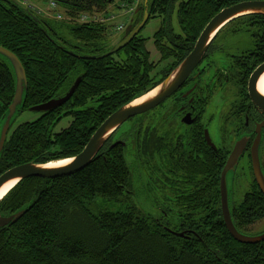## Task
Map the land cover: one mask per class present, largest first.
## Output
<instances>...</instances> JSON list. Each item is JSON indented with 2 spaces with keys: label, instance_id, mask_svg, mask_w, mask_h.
<instances>
[{
  "label": "trees",
  "instance_id": "obj_1",
  "mask_svg": "<svg viewBox=\"0 0 264 264\" xmlns=\"http://www.w3.org/2000/svg\"><path fill=\"white\" fill-rule=\"evenodd\" d=\"M115 1L57 0L71 22L52 24L34 14L36 20L15 0H0V47L19 58L28 79L19 114L65 96L81 78L64 107L19 125L9 135L0 154V175L27 163L78 156L111 115L158 85L152 81L157 64L151 61L142 35L117 54L101 58L128 37L127 31L111 45L113 27L77 22L82 15L95 12L112 19L108 10ZM118 1L125 9L136 0ZM242 1L248 0H151L150 19L161 20L154 35L160 63H169L170 72L177 69L216 15ZM144 11L141 7L130 26L141 23ZM175 19L179 32L173 27ZM238 20L239 24L231 23L218 33L209 51L228 30L236 34L253 28L256 45L249 58L262 64L264 15ZM62 30L77 43L72 51L60 44ZM88 56L95 59L86 60ZM255 67L244 63L243 69L250 73ZM15 92L14 70L0 56V128ZM173 109L157 118V123L152 113L139 117L122 139L126 145L112 147L109 140L81 172L57 179L23 180L0 203L3 216L26 210L17 223L0 229V264H264V242L241 244L225 225L220 182L226 159L211 150L196 129L177 133L176 121L170 119ZM64 113L73 122L54 134V125ZM189 140L194 146H186ZM128 145L134 151L133 168L142 174L141 181L146 179V189L161 182L163 191L175 199L180 209L175 228L144 214L134 202L132 172L125 155ZM231 210L241 233L264 219V196L254 180L243 202Z\"/></svg>",
  "mask_w": 264,
  "mask_h": 264
},
{
  "label": "water",
  "instance_id": "obj_2",
  "mask_svg": "<svg viewBox=\"0 0 264 264\" xmlns=\"http://www.w3.org/2000/svg\"><path fill=\"white\" fill-rule=\"evenodd\" d=\"M17 5L23 10L27 11L26 7H24L20 3H17ZM253 14L264 15V1L244 2L236 6L227 8L217 14L216 17L204 29L192 53H190V55L184 60V62L174 71V74L169 79H167L163 84L155 88L159 91L158 93H156V95H154V97L149 100H146L141 104L133 105V103L137 101L136 100L133 103L122 107L118 111H116L96 131V133L93 135L83 152L80 153L78 156L70 159L71 162L69 164L57 168H46L45 165L47 164L37 163H27L24 165L17 166L6 171L0 176V190L5 184L14 180H17L18 186L23 180L26 179L34 177L42 179H57L61 177L72 176L87 168L99 155L100 151L105 146V144L116 134V132L120 129L122 125L137 116L144 115L156 109L158 106H160L165 101L174 96V94H176L185 85L188 78L193 74V72L198 68L199 64L204 59L206 52L208 51V48L215 36L227 24L238 18ZM35 19L37 20L36 17ZM148 20L149 12L147 10L143 22L134 30L130 26L127 29L128 37L118 43L111 51H109V53L102 56L101 58L111 56L127 47L129 43L134 39V37H136L145 28ZM0 56H2L11 63L16 76L15 97L12 105L10 106L4 129L0 137L1 153L7 140L10 124L19 113V109L23 106L24 95L28 87V81L24 66L14 53L10 52L9 50L3 47H0ZM85 59L93 60L95 59V57L88 56L85 57ZM263 75L264 65L260 66L254 72L249 83V93L251 100L254 106L262 114H264V95L259 92L258 83ZM80 82L81 78L76 81V83L67 95L61 97L60 99L51 101L47 104L34 107L31 109V111L39 113H48L52 110L62 107L69 99L72 98ZM186 123L190 124L187 120ZM263 127L264 124H262L257 129V137L252 150V168L256 183L259 186L262 194L264 195V170L259 156V147L262 140ZM206 139L209 145L215 148L208 132H206ZM119 144L122 143L117 142L113 146H117ZM246 146L247 140L242 139L238 141L227 161L225 168L222 171L220 182L221 207L225 225L231 236L241 244L256 245L264 242V233L256 237H252L238 231L232 218L230 194L227 182L228 175L230 173H234L237 167L239 166L240 160L246 149ZM25 213L26 210H22L9 216L0 215V229H3L11 224L17 223L25 215ZM180 237L183 236L180 235Z\"/></svg>",
  "mask_w": 264,
  "mask_h": 264
},
{
  "label": "flooded vegetation",
  "instance_id": "obj_3",
  "mask_svg": "<svg viewBox=\"0 0 264 264\" xmlns=\"http://www.w3.org/2000/svg\"><path fill=\"white\" fill-rule=\"evenodd\" d=\"M254 1H264V0L242 1V2L235 3L229 7H226L225 9L236 6V5L244 3V2H254ZM149 4H150V0H146V2H144L142 5L136 6L134 13L132 12L134 18L132 17L131 22H134L137 19V16H139L138 13H140L139 10L141 9V7L145 8V11H144V16H145L146 11L148 10V12H149ZM121 8L124 9V6H122ZM127 8L128 7L125 8L126 11H127ZM225 9H223V10H225ZM222 11H220V12H222ZM144 16H143L141 23L144 20ZM238 19H240V18H238ZM238 19L230 22L225 27H227L228 25H231V23H233V25L239 24L240 20H238ZM150 20L151 19H150V13H149V20H148L146 26L148 25ZM254 20H256V19H254ZM254 22L256 23V22H258V20L254 21ZM146 26H145V28H146ZM131 27L133 30L137 28V27L133 28V26H131ZM144 29L136 37H134V39L140 35L143 36L142 33H143ZM229 34L231 35V32H229V30H228L227 33H225V35L229 36ZM253 34H255V30L253 28H251V29L248 28V30H244L240 33H236V34L233 33L232 34V35L237 36V37L240 35L248 36V37H250V39L252 41L251 48H249L248 50H244V49L238 47V49H237L238 53H236V54H226V50H227L226 47L225 46L222 47L220 45H217L219 42L210 51H209V49H210V47H209L208 51L206 52L204 59L199 64L198 68L188 78L185 85L176 94H174V96L170 99V101H173V103L170 104V102H169L168 105H165V102H164L163 104L158 106L153 111H156V110L159 111V109H161L162 110L161 112L165 113L168 111V109L174 107V109L172 111L173 116L171 115L170 119H172L171 120L172 122L174 120L176 121V126L178 127V129H176L177 133L180 131V134H182V132H186L187 130L194 132V130L196 129L198 131V136L203 137L205 139L206 145L211 150L218 152L219 156L221 158L226 159L225 160L226 161L225 166L227 164V161H228L232 151L234 150L236 144L238 143V141H240L242 139L247 140V146H246V149L242 155L240 163L242 162L243 159H245V158L248 159L249 170H250V173L252 175V181L254 180L256 182L255 177H254V173H253V168H252V150H253V146L255 144L256 137H257V129L262 124H264V114H262L254 106V104L251 100L250 93H249V83H250V79H251L252 75L254 74V72L260 66L264 65V62L262 64L258 65L257 61H254L253 59L250 60V58H249L252 55L251 51L254 49V46L256 45L254 43V38L252 37ZM134 39L129 44H131L134 41ZM154 45H155V43H154ZM195 47H196V45H195ZM146 48H147V46H146ZM115 54H117V53H115ZM115 54H113V55H115ZM150 54H151V52H150ZM113 55H111V56H113ZM159 56H160V54H159ZM217 56H218V58H217ZM238 58H241V59H238ZM151 61H152V59H151ZM152 62L157 64V68L162 66V64L166 63V62L160 63L161 62V56L157 62H155V61H152ZM244 63L249 64L250 68H252L254 66H256V67L253 71H251L249 73V71L243 69ZM168 64H167V67H168ZM167 67H164L163 71L160 73L161 79H165L171 73ZM157 68H156V70H157ZM156 70L154 71V74H155ZM27 81H28V79H27ZM160 83L162 84V80L160 81ZM72 87H71V89H72ZM75 92H74V94H75ZM70 100L71 99H69L62 107H64ZM49 102H51V101H49ZM49 102H47V103H49ZM47 103H45V104H47ZM219 106H221L220 109H219ZM62 107H60V108H62ZM60 108H57V109L52 110V111L54 112ZM9 109H10V107H9ZM211 109H212L211 114H210L209 118L207 119V117L209 115V111ZM217 109L220 110V112ZM52 111H50V112H52ZM23 113H25V112H23ZM23 113H20V114H23ZM216 113H217V119L218 120L215 122V124H217V126H218L217 129L219 128V130H220V136H221L220 145H217L212 140V137L210 135V130H209V128L213 125ZM62 117L63 118L71 117L72 122H73V117L72 116H66V113H64L62 115ZM153 118H155V122L157 123L158 122L157 118L154 116H153ZM62 119L57 121L55 123L54 127L58 123H60L62 121ZM186 120L190 124H187ZM144 121H146V125H145L146 129L145 130H147V128H148L147 123L149 121L148 115L145 117ZM20 125H22V124H20ZM17 127H19V125L14 127V124H10V129L8 131L7 140L10 138L9 135L11 136L14 133V131L17 129ZM3 129H4V125L0 128V137H1V133H2ZM206 132L209 133V136H210L211 141H212L213 145L215 146V148H213L209 145V143L206 139ZM192 135L194 136L193 133H192ZM262 139H264V127L262 128ZM7 140H6V142H7ZM6 142H5V144H6ZM116 142L123 143L122 140L112 142V147H114L113 145ZM261 142H262V140H261ZM123 144H125V143H123ZM189 144L194 146L193 141L189 140L188 143H186V146ZM195 145L197 146V144H195ZM260 146H261V143H260ZM3 150H4V148H3ZM260 161H261V159H260ZM261 164H262L263 170H264V162L261 161ZM151 184H153V183H151ZM251 184H252V182L249 183V186H251ZM256 185H257V183H256ZM162 187H164V184L162 185L161 182H156L155 184H153V188H150V190H157L159 192H162L164 190V188H162ZM257 187L259 188L258 185H257ZM259 190H260V188H259ZM163 192H165V191H163ZM260 192H261V190H260ZM172 200L174 203L175 199L172 198Z\"/></svg>",
  "mask_w": 264,
  "mask_h": 264
},
{
  "label": "rangeland",
  "instance_id": "obj_4",
  "mask_svg": "<svg viewBox=\"0 0 264 264\" xmlns=\"http://www.w3.org/2000/svg\"><path fill=\"white\" fill-rule=\"evenodd\" d=\"M16 1L22 3V5L28 8L33 14L37 15L40 19H46L50 21V23L52 24H59L64 21H65L64 24H69V22H71V19L68 18V16L66 15L67 9L65 7L61 5H58L57 7H52V4L54 2L56 3L57 0H16ZM144 2H146V0H136L132 5H128L126 11L125 9L121 8L123 2L116 0L114 5H112L108 10L109 16L113 17L112 19H106L104 15H100L98 12H95L94 14L89 13L87 15H82L79 18V20H77V22L81 24L83 23L91 24L94 21L95 23H104L106 25L113 27L111 33L113 37H111L112 40L110 41V43L111 45H115L118 41H120L123 38V36L125 35V31H127L126 29H128V27L131 25L130 22L133 17V13L134 10L136 9V6L142 5ZM59 14L63 15L62 17L64 18L61 21L57 20V15ZM160 25H161L160 19L157 18L151 19L142 33L143 37L147 39L146 46L147 49L151 52V59L152 61L155 62H157L160 59V56L154 45V35L159 29ZM173 27L177 32L180 31L178 27L177 19L173 21ZM61 33H62V40L60 41V44H63L70 51H72L73 50L72 46L77 45L76 41L71 37L70 33L67 30H62ZM217 45H220L222 47L225 46L227 49L226 54H236L238 53L237 51L238 47L244 50H248L249 48H251L252 41L248 36L240 35L237 37L232 34L231 35L229 34V36L228 35L223 36ZM9 64L11 65L10 62ZM167 64L168 63L162 64V66L157 68L154 74V79H152L153 85L161 84L160 83L161 80L163 84L167 79H169L174 74V71L176 69L172 71L169 74V76L166 77L165 79L160 78V73L163 71L164 67H167ZM168 69H170L169 66ZM155 86L153 87V89L156 88ZM145 95H143L142 97H144ZM142 97L138 99H141ZM170 99L165 101V105H168ZM220 108L221 106H219V109ZM161 111H162L161 109H159V111L152 110L147 114L150 115V113H152L155 115L156 118H160L164 114ZM211 111L212 109L209 111V115L207 119L209 118ZM218 111L220 112V110ZM41 115L42 113L33 112L31 110L23 114H18L14 119V127L23 124L25 122L37 121L41 117ZM142 116L143 115L137 116L129 120L124 125H122L120 129L116 132V134L113 136L111 142L122 140L125 137V135L130 131L133 123L136 122V120ZM217 120L218 119L216 113L213 125L209 128V130L212 140L217 145H220V140H221L220 130L219 128L217 129L218 126L217 124H215ZM71 122H72L71 117L63 118L62 121L54 127L52 132L54 134H58L62 132L63 130L67 129L70 126ZM125 155H126L127 164L132 172V180L135 188V194L133 198L134 202L138 205V207L142 210L144 214L152 217L153 219L161 221L163 224H169L171 228H175L179 223L180 209L174 205L173 200L170 197L172 195L168 196L163 191L159 192L157 190H150V189L147 190L146 189L147 183L145 182L146 179L143 180L144 182L141 181L140 179L142 178V174L140 172L139 174L136 173V171L133 168L134 151L131 145L127 146ZM259 155L261 161L264 162V139H262L261 146L259 148ZM59 161L65 162L64 160H59ZM59 161H54V162H59ZM227 182H228L231 206L233 207L240 205L243 202L246 194L250 190L249 183L252 182V175L249 170L248 159L246 158L243 159L242 162L239 163V166L237 167L235 172L230 173L228 175ZM242 233L252 237H256L263 234L264 219L248 227L246 230H243Z\"/></svg>",
  "mask_w": 264,
  "mask_h": 264
},
{
  "label": "bare ground",
  "instance_id": "obj_5",
  "mask_svg": "<svg viewBox=\"0 0 264 264\" xmlns=\"http://www.w3.org/2000/svg\"><path fill=\"white\" fill-rule=\"evenodd\" d=\"M258 90L261 94L264 95V75L261 77L259 83H258ZM158 89L154 90L153 92L145 95L144 97H142L141 99H138L136 102L133 103V105H138L141 104L143 102H145L146 100L151 99L152 97H154V95H156V93H158ZM61 98V97H60ZM58 98V99H60ZM57 100V99H54ZM53 100V101H54ZM5 146V145H4ZM3 151V150H2ZM1 151V152H2ZM1 154V153H0ZM65 162L59 161V162H53V163H46L47 165H45L46 168H57V167H62L65 166L67 164H69V162L71 161L70 159L64 160ZM68 161V162H67ZM17 180L11 181L7 184H5L2 189L0 190V203L8 196V194L15 189V187L17 186Z\"/></svg>",
  "mask_w": 264,
  "mask_h": 264
},
{
  "label": "built area",
  "instance_id": "obj_6",
  "mask_svg": "<svg viewBox=\"0 0 264 264\" xmlns=\"http://www.w3.org/2000/svg\"><path fill=\"white\" fill-rule=\"evenodd\" d=\"M57 6H58V5H57L56 3H53V4H52V7H57ZM62 16H63V15H60V14L57 15V20H60V21H61L62 19H64ZM121 29H122V28H121Z\"/></svg>",
  "mask_w": 264,
  "mask_h": 264
}]
</instances>
